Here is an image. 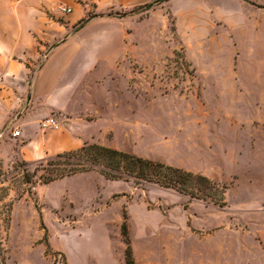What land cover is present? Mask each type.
I'll return each instance as SVG.
<instances>
[{"label":"rangeland","instance_id":"obj_1","mask_svg":"<svg viewBox=\"0 0 264 264\" xmlns=\"http://www.w3.org/2000/svg\"><path fill=\"white\" fill-rule=\"evenodd\" d=\"M11 1L0 0V16L15 14ZM81 2L83 19L125 16L130 28L110 43L117 66L99 65L86 80L76 144L59 152L97 143L177 166L225 186L224 203L109 180L95 169L43 183L47 158H18L19 140L7 131L0 136V196L11 203L8 225L0 221L3 264H125L126 242L139 264H264V19L232 0H192L204 30L188 34L184 19L178 31L170 0L104 13ZM198 7L223 12L235 28L216 26ZM42 59L25 79L0 63V133L8 124L19 130L20 100L27 102ZM57 124L40 132L62 130Z\"/></svg>","mask_w":264,"mask_h":264},{"label":"crops","instance_id":"obj_2","mask_svg":"<svg viewBox=\"0 0 264 264\" xmlns=\"http://www.w3.org/2000/svg\"><path fill=\"white\" fill-rule=\"evenodd\" d=\"M81 1L84 0H12L10 6L15 14L0 16V63L6 71L25 79L34 63L40 56L43 57L33 72L27 102L23 105L21 99L19 104L22 110L17 121L20 135L13 138L19 140L16 151L18 158L29 161L43 159L52 153H59L62 148L75 145V122L80 113L77 108L79 98L85 93L86 80L99 65L117 66L110 43L118 37L121 41L127 38L130 28L126 24L128 18L119 15L95 16L76 27L87 14L84 8L87 4ZM91 1L97 13H104L109 9L141 7L151 0ZM190 1L169 2L172 8L175 6L177 9H173V14L178 31L179 20L184 19L188 22L184 27L188 34L204 30L195 18L194 9L187 5ZM210 1L222 5L227 0ZM232 1L246 8L249 16L255 20L259 18L260 22L264 19V7L255 5H264V0ZM58 4L66 5L71 11L62 15L55 9ZM198 11L216 26L222 25L230 30L235 28L233 20L225 17L223 12L217 13L212 7H198ZM216 20H221V24ZM42 47L47 49L43 50ZM34 106L42 109V112L33 116L29 111ZM51 114L61 123L62 130L40 132L39 122ZM259 248L264 251L262 245ZM181 260L180 264H184L183 258ZM149 262L141 261V264ZM136 264L139 262L136 261Z\"/></svg>","mask_w":264,"mask_h":264},{"label":"trees","instance_id":"obj_3","mask_svg":"<svg viewBox=\"0 0 264 264\" xmlns=\"http://www.w3.org/2000/svg\"><path fill=\"white\" fill-rule=\"evenodd\" d=\"M255 5L264 7V5ZM89 18L90 16H87L78 24L82 25ZM46 163L49 167L48 175L44 176L43 183L95 169L109 180L121 179L133 181L136 184L154 183L192 198L209 199L217 205L224 203L225 186L202 174L97 143L85 142L76 149L59 152L47 157ZM4 197L5 195L0 196V221L7 226L10 220L11 203L3 202ZM122 228L123 235L126 236L124 224ZM126 245L125 264H136L129 242H126ZM2 252L0 240V264L4 262L3 256L1 257Z\"/></svg>","mask_w":264,"mask_h":264},{"label":"built area","instance_id":"obj_4","mask_svg":"<svg viewBox=\"0 0 264 264\" xmlns=\"http://www.w3.org/2000/svg\"><path fill=\"white\" fill-rule=\"evenodd\" d=\"M58 9L63 12V13H69L71 11V8L69 7H66V6H62V5H59ZM59 127V125L57 124L56 120L53 118V117H47V118H44L40 121V128H42L43 130L44 129H57ZM9 124L8 125H5L3 128H2V131L0 133V136L2 137L3 135L6 134V132L10 131L11 135L13 137H17L20 135V130L18 129H15L13 131H11L9 129Z\"/></svg>","mask_w":264,"mask_h":264}]
</instances>
